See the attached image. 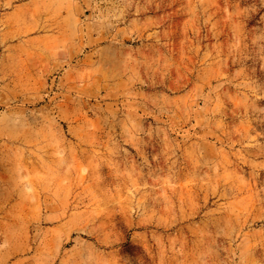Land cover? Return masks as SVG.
Listing matches in <instances>:
<instances>
[{"label":"rangeland","instance_id":"374dc122","mask_svg":"<svg viewBox=\"0 0 264 264\" xmlns=\"http://www.w3.org/2000/svg\"><path fill=\"white\" fill-rule=\"evenodd\" d=\"M0 264H264V0H0Z\"/></svg>","mask_w":264,"mask_h":264}]
</instances>
